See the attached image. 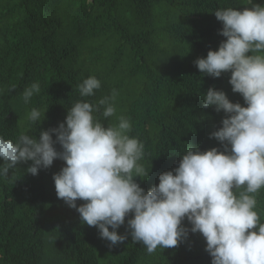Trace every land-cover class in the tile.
Returning a JSON list of instances; mask_svg holds the SVG:
<instances>
[{
  "label": "trees",
  "instance_id": "trees-1",
  "mask_svg": "<svg viewBox=\"0 0 264 264\" xmlns=\"http://www.w3.org/2000/svg\"><path fill=\"white\" fill-rule=\"evenodd\" d=\"M247 1L0 0V103L10 114L0 136L39 138L40 131L64 122L75 102L97 104L115 90V114L105 119L101 109L93 115L105 127L118 124L121 116L129 120L128 134L144 144L139 163L150 171L136 182L150 190L160 174L179 166L191 146L223 150L210 133L222 127L225 113L204 108L203 95L213 84L233 102L231 73L210 77L194 61L227 39L219 35L223 23L214 12L243 10ZM90 76L101 81V88L81 97L78 85ZM33 83L40 91L25 103L22 93ZM33 108L41 112L35 124L29 120ZM31 163L0 176V264H12L7 251L28 239L23 237L36 240L34 264H90L88 252L92 264H211L199 233H190L178 247H158L149 254L132 240L127 226L132 215L117 230L128 234L122 244L110 247L97 227L88 236L80 214L57 197L53 175L65 162L57 159L38 175L25 171ZM31 219L37 222L35 229L14 233L17 224ZM260 220L264 223V215Z\"/></svg>",
  "mask_w": 264,
  "mask_h": 264
},
{
  "label": "clouds",
  "instance_id": "clouds-1",
  "mask_svg": "<svg viewBox=\"0 0 264 264\" xmlns=\"http://www.w3.org/2000/svg\"><path fill=\"white\" fill-rule=\"evenodd\" d=\"M214 14L223 23L219 35L227 39L194 64L214 78L230 72L232 91L247 105L232 102L214 87L204 93V108L214 106L225 113L222 127L210 133L223 150L191 146L178 167L160 174L158 185L145 191L136 182L150 172L139 163L144 144L128 134L129 120L121 116L118 124L105 127L93 115L101 109L105 119L115 114L114 90L97 104L75 102L66 120L40 131L39 138L22 133L13 141L0 136V176L8 177L10 170L29 161L25 171L38 175L60 159L65 166L53 175L57 197L80 214L83 224L97 227L110 247L127 239V233L117 230L132 215L127 220L132 240L149 254L158 247H178L190 233H199L211 264H264V223L256 211V195L264 188V5L218 9ZM100 88L95 76L78 85L81 97L93 96ZM39 91L38 83L25 88L24 102ZM29 120L39 122L40 110L33 108ZM78 200L85 203L77 206Z\"/></svg>",
  "mask_w": 264,
  "mask_h": 264
},
{
  "label": "rangeland",
  "instance_id": "rangeland-1",
  "mask_svg": "<svg viewBox=\"0 0 264 264\" xmlns=\"http://www.w3.org/2000/svg\"><path fill=\"white\" fill-rule=\"evenodd\" d=\"M253 4L264 5V0H251V3L248 0L245 7H251ZM215 35H216L217 41L220 42L221 41L220 36H218V34H215ZM212 86L213 84L210 86V88H213ZM233 102L234 103L239 102L241 103V105L247 106L243 100V97L239 93H234ZM9 118H10V114L8 112L7 107L0 103V129L6 128L8 126ZM196 119L199 120L200 117H196ZM29 183L27 185H29ZM256 199H257L256 211L258 212L259 216L264 215V188H262L259 191V193L256 195ZM83 203H85V201L80 200V205ZM184 225L189 228L191 227V225L188 223H185ZM36 227H37L36 220L31 219L28 222L17 224V227L15 228L14 233L16 234L23 233L28 230L35 229ZM85 228H86L88 236H92L93 233L97 229L95 226H88L86 224H85ZM23 238H28V239H25V240L23 239L22 241L18 242L16 245L9 248V250L7 251V255L9 256V259L11 260L12 264H34V261L36 259V256L34 253V243L36 242V240L31 239L30 237H23ZM188 249L192 250L194 249V247L190 245L188 246ZM90 253L91 252H88L87 255L89 256V263L92 264L93 260L90 257Z\"/></svg>",
  "mask_w": 264,
  "mask_h": 264
}]
</instances>
